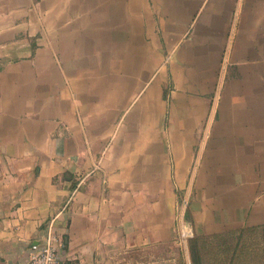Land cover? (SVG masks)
<instances>
[{"label": "crops", "instance_id": "1", "mask_svg": "<svg viewBox=\"0 0 264 264\" xmlns=\"http://www.w3.org/2000/svg\"><path fill=\"white\" fill-rule=\"evenodd\" d=\"M183 199L264 238V0H0V264L50 230L72 264H184Z\"/></svg>", "mask_w": 264, "mask_h": 264}, {"label": "rangeland", "instance_id": "2", "mask_svg": "<svg viewBox=\"0 0 264 264\" xmlns=\"http://www.w3.org/2000/svg\"><path fill=\"white\" fill-rule=\"evenodd\" d=\"M186 217L192 224L188 213ZM192 241L197 246L200 264H264V238L261 233L245 229L234 234L204 235L195 229ZM188 251L189 254L183 251V262L193 264L190 246Z\"/></svg>", "mask_w": 264, "mask_h": 264}, {"label": "built area", "instance_id": "3", "mask_svg": "<svg viewBox=\"0 0 264 264\" xmlns=\"http://www.w3.org/2000/svg\"><path fill=\"white\" fill-rule=\"evenodd\" d=\"M189 200L183 199L179 205L178 227L176 232V242L187 254L189 246L195 238V229L187 220ZM61 240L50 230L47 236L31 247V253L24 264H72L64 260L61 256Z\"/></svg>", "mask_w": 264, "mask_h": 264}, {"label": "trees", "instance_id": "4", "mask_svg": "<svg viewBox=\"0 0 264 264\" xmlns=\"http://www.w3.org/2000/svg\"><path fill=\"white\" fill-rule=\"evenodd\" d=\"M190 257L193 264H200V258L197 251V246L194 245L193 241L190 243Z\"/></svg>", "mask_w": 264, "mask_h": 264}]
</instances>
